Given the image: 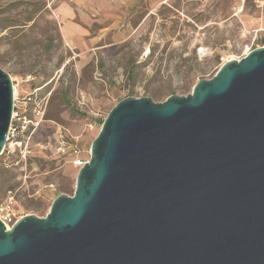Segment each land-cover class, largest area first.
Instances as JSON below:
<instances>
[{"label": "water", "instance_id": "95a60500", "mask_svg": "<svg viewBox=\"0 0 264 264\" xmlns=\"http://www.w3.org/2000/svg\"><path fill=\"white\" fill-rule=\"evenodd\" d=\"M12 102L0 67V154ZM0 264H264V47L186 95L118 101L73 193L0 220Z\"/></svg>", "mask_w": 264, "mask_h": 264}, {"label": "rangeland", "instance_id": "374dc122", "mask_svg": "<svg viewBox=\"0 0 264 264\" xmlns=\"http://www.w3.org/2000/svg\"><path fill=\"white\" fill-rule=\"evenodd\" d=\"M61 1L0 0V67L21 89L41 87L44 96L28 142L0 154V204L11 192L25 215L43 216L57 195L73 193L79 168L53 152L58 129L89 159L91 141L122 98L186 95L215 74L221 57L264 46V0H159L152 8L97 0L101 12L90 17L99 20L88 25L92 39L80 52L60 32ZM29 74L34 80L24 82Z\"/></svg>", "mask_w": 264, "mask_h": 264}, {"label": "built area", "instance_id": "2783aa9c", "mask_svg": "<svg viewBox=\"0 0 264 264\" xmlns=\"http://www.w3.org/2000/svg\"><path fill=\"white\" fill-rule=\"evenodd\" d=\"M251 50H245L241 56L236 58L221 57L217 69L231 59H240ZM148 54H150L149 46L144 49L142 55L147 56ZM11 80L13 95L11 119L6 142L2 150V152L7 150V153H12L15 146H21L23 143L26 144L28 142L31 134L42 121V106L44 102V96L38 94L41 87H31L29 90L21 89L18 82L14 81V79ZM33 80L34 76L29 74L25 76L23 81L31 82ZM6 145L12 149H6ZM53 152L58 156L66 158L68 162L77 168H80L88 160V158L82 157V151L77 139L64 132L62 133L59 129L56 131ZM24 215L15 207L13 195L9 192L6 199L0 204V220L5 224L7 229H10Z\"/></svg>", "mask_w": 264, "mask_h": 264}, {"label": "crops", "instance_id": "0c3cea01", "mask_svg": "<svg viewBox=\"0 0 264 264\" xmlns=\"http://www.w3.org/2000/svg\"><path fill=\"white\" fill-rule=\"evenodd\" d=\"M126 1L127 4L131 5L141 2L148 3L147 6L151 4L152 8V5H155L159 0ZM90 10L96 14L101 12L97 0H62L55 8L60 22V32L64 40L68 46L79 49L80 52H83L84 47L89 44L88 41L92 39L88 35V25L99 20L96 15L93 18L90 17Z\"/></svg>", "mask_w": 264, "mask_h": 264}]
</instances>
